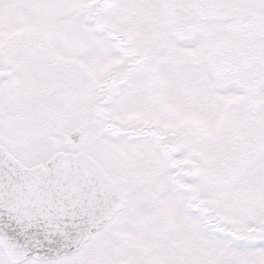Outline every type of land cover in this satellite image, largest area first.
<instances>
[{
	"label": "snow or ice",
	"instance_id": "1",
	"mask_svg": "<svg viewBox=\"0 0 264 264\" xmlns=\"http://www.w3.org/2000/svg\"><path fill=\"white\" fill-rule=\"evenodd\" d=\"M0 264H264V0H0Z\"/></svg>",
	"mask_w": 264,
	"mask_h": 264
}]
</instances>
